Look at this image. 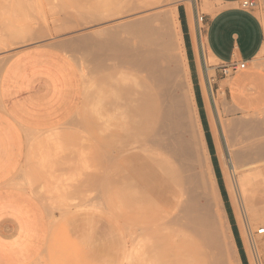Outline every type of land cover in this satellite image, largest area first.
<instances>
[{
  "label": "rangeland",
  "instance_id": "obj_1",
  "mask_svg": "<svg viewBox=\"0 0 264 264\" xmlns=\"http://www.w3.org/2000/svg\"><path fill=\"white\" fill-rule=\"evenodd\" d=\"M21 1L0 0V69L18 50L48 45L74 58L82 78L78 109L33 159L42 173L30 178L52 203L34 264H199L205 255L240 264L227 215L251 264L225 164L234 166L247 229L262 250L264 109L224 101L222 110L224 96L212 83L213 101L201 77L226 197L208 159L178 33L176 6L190 0ZM255 1L264 25V0ZM148 165L157 190L147 182Z\"/></svg>",
  "mask_w": 264,
  "mask_h": 264
},
{
  "label": "crops",
  "instance_id": "obj_2",
  "mask_svg": "<svg viewBox=\"0 0 264 264\" xmlns=\"http://www.w3.org/2000/svg\"><path fill=\"white\" fill-rule=\"evenodd\" d=\"M241 1L197 0L204 10L206 58L213 66V89L224 96L222 110L224 101L238 108L263 110L264 25L255 8H241ZM190 2V11L187 2L176 6L178 33L208 159L220 192L228 197L210 119L212 105L206 102L201 81L204 74L195 40L194 0ZM232 63L243 66L223 87L221 83L228 78L220 74L219 67ZM231 81L239 85L234 92L228 85ZM81 96L76 61L56 47L20 49L0 69V264H34L44 250L49 235L44 207L52 203L30 178L39 169L42 173V168L32 165L33 159L38 144H46V138L71 119ZM147 182L157 190L156 175L150 173L149 165ZM171 194L173 189L168 191L170 207ZM227 220L240 264H250L237 223L231 224L228 215Z\"/></svg>",
  "mask_w": 264,
  "mask_h": 264
},
{
  "label": "built area",
  "instance_id": "obj_3",
  "mask_svg": "<svg viewBox=\"0 0 264 264\" xmlns=\"http://www.w3.org/2000/svg\"><path fill=\"white\" fill-rule=\"evenodd\" d=\"M197 0H194V7H193V16L195 19V33H196V47L199 53V58L201 62V66L203 69V74H204V81L207 86L208 94L210 92V98L214 101V94H213V89H212V83H213V75L209 74L210 65L207 62L206 58V48H205V43H204V37H203V18L204 15L199 11V7L197 5ZM256 7V1L255 0H242L241 1V8L243 9H253ZM243 64H238V63H232V64H227V65H222L219 67L220 74L223 77H228L231 74L235 73L238 71ZM258 235H264V227L259 228L256 232Z\"/></svg>",
  "mask_w": 264,
  "mask_h": 264
},
{
  "label": "bare ground",
  "instance_id": "obj_4",
  "mask_svg": "<svg viewBox=\"0 0 264 264\" xmlns=\"http://www.w3.org/2000/svg\"><path fill=\"white\" fill-rule=\"evenodd\" d=\"M10 1H12V0H10ZM18 1V0H17ZM23 1V0H22ZM21 1V2H22ZM27 1V0H26ZM25 1V2H26ZM40 2V1H39ZM2 3V2H1ZM10 3V2H9ZM15 3H16V0H15ZM30 3V2H29ZM34 3H35V1H34ZM42 3H43V0H42ZM191 3V2H190ZM2 4H4V3H2ZM7 4V3H6ZM11 5V4H10ZM22 5H24V2H22ZM186 5V4H185ZM7 6H8V4H7ZM12 6V5H11ZM14 6V5H13ZM39 6V5H38ZM186 6H188V8H189V11H190V8H191V6H190V4H188V5H186ZM21 6H19L18 8H20ZM26 7H27V5H26ZM6 8V7H5ZM16 8V7H15ZM188 8H186V9H188ZM8 9V8H7ZM21 9H22V11H24L23 10V8L21 7ZM203 9V8H202ZM3 11V10H2ZM19 12H20V10H19ZM5 13V12H4ZM190 15V14H189ZM1 17V16H0ZM192 19V18H191ZM192 21H193V19H192ZM194 24V23H193ZM26 29H27V27H26ZM194 30V29H193ZM19 32H20V30H19ZM25 32V31H24ZM27 33V32H26ZM20 37V36H19ZM194 37H195V35H194ZM1 39V38H0ZM29 44H30V42H29ZM221 151H219V153H220ZM222 155L220 154V157H221ZM222 158H223V156H222ZM225 167H226V169H227V171H229V173H230V176H231V178H229V179H231V181H230V184L232 185V187H233V189H234V191L232 190V192L233 193H235V196L233 197V200H234V205H235V209H236V212H237V215H238V219L240 220V222H242L243 223V225L245 226L244 228H245V231H244V240H246V242H248V244H249V253H250V257H251V264H262V259H261V256H263V258H264V247H263V249L262 250H260L259 249V247H258V244L256 243V241L253 239V237H252V234L251 233H249L248 232V224H247V221H248V219H247V221H246V218H247V216H246V211H245V206L243 205V203H242V201H241V197L240 196H238V193H237V184H236V179H235V171H234V166L231 164H225ZM229 181V180H228ZM263 207V206H262ZM251 221V220H250ZM218 261V260H217ZM214 258L212 259H208L207 257H206V255L203 257V259L199 262V264H220V263H218Z\"/></svg>",
  "mask_w": 264,
  "mask_h": 264
}]
</instances>
